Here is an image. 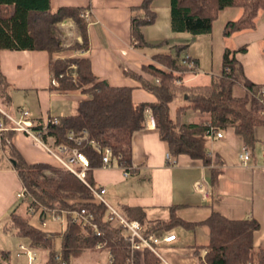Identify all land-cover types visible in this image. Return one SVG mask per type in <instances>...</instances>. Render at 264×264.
<instances>
[{
    "label": "trees",
    "instance_id": "obj_1",
    "mask_svg": "<svg viewBox=\"0 0 264 264\" xmlns=\"http://www.w3.org/2000/svg\"><path fill=\"white\" fill-rule=\"evenodd\" d=\"M151 1L141 0L138 6L130 8L132 48L150 46L143 41L139 27L151 24L154 19ZM227 7L238 8L240 16L235 21L225 22L223 36L253 28L258 10L264 11V0H168L169 29L172 33L190 36L207 35L218 12ZM87 9L88 6H61L52 10L50 0H0V50L47 52L49 88L59 92L78 90L86 96L77 101L73 114L59 117L56 124L49 122L43 138H52L57 146L75 147L76 144L67 139L68 132L72 131L75 136H85L86 140H82L77 147L88 158L91 168L100 166L103 147L110 148L112 156L118 157L121 164L130 165V138L144 127V109H148L159 138L166 143L172 156L184 154L200 160L204 166L208 165L210 157L205 136L208 126L217 130L232 127L245 149L252 146L253 129L264 126V84L252 83L242 75L241 66L233 57L235 50L222 51L219 69L205 85L174 83L181 80V74L187 71L178 64L181 46H173L172 53L150 56L153 62L166 70L152 64L142 66L139 73L122 70L124 76L137 81L155 98L151 104L132 105L131 89L111 86L106 80L96 77L87 57H53L54 53L64 50L60 46L61 35L57 24L65 19L72 20L81 38V43L76 42L68 49L84 52L89 49V21L83 17ZM242 50L239 48L238 51ZM72 72L75 78L71 76ZM53 80L56 86L51 84ZM233 85L242 89L241 96L231 94ZM7 87L0 73V103L5 109L10 100ZM176 94L181 96L185 105L176 108V117L171 120L167 105ZM188 109L205 114L206 119L197 124L180 123L179 114ZM1 147L14 160V170L28 196L26 200H18L10 210L9 222L3 230L27 239L30 248L41 251L44 260L40 264H72L87 251H104L107 264H163L146 249L140 251L139 258L130 253L122 229L105 220V205L76 176L55 163H27L12 147ZM45 171L51 175L44 174ZM85 180L90 186L94 185L89 170ZM177 207H167V218L154 221L143 233L159 236L162 231L174 226L190 229L203 225L207 229V240L205 244L196 246L192 253L196 264H264V245L254 247L251 243L252 232L257 229L254 220L229 219L210 211L203 220L188 222L176 215ZM80 209L92 214L98 234L91 226L82 227L72 220L70 212ZM47 212H66L62 214V230L46 231L30 222L31 217L37 214L42 224ZM122 214L139 224L145 221L141 208L125 206ZM96 244L102 245V249H96ZM0 264H11L9 251H0Z\"/></svg>",
    "mask_w": 264,
    "mask_h": 264
},
{
    "label": "crops",
    "instance_id": "obj_2",
    "mask_svg": "<svg viewBox=\"0 0 264 264\" xmlns=\"http://www.w3.org/2000/svg\"><path fill=\"white\" fill-rule=\"evenodd\" d=\"M140 2L141 0H50L52 10L61 6H88L89 49L81 56L89 59L91 71L99 79L106 80L111 86L129 87L132 105L151 104L155 102V98L142 89L137 81L124 76L122 70L139 73L140 68L148 64L165 69L150 59L152 54L167 53L155 51L160 48L172 50L173 46H181L179 56L186 54L195 63L193 71L181 74L178 82L183 86L208 84L210 77L219 69L224 49L235 50L233 57L239 62L242 75L247 80L264 84V11L258 10L253 28L223 36L225 22L235 21L240 16L238 8H224L212 22L210 33L199 35L206 37L198 38L200 40H188L185 38L187 36L171 40L160 35L148 37L146 25H143L139 27V31L143 41L150 46L132 48L129 33L132 15L130 8L138 6ZM72 27L75 26L71 19L57 24L62 37L60 46L64 50L54 53V58L72 55L73 50L68 49L71 43L67 39ZM74 29L75 43H81V38L76 28ZM159 43L162 45L157 46ZM194 44H200L198 47L207 46L211 57L214 55L218 58L216 70L202 73L198 53L190 50V46ZM239 48L243 50L238 51ZM47 62L48 54L45 51L0 50V73L8 86L10 100L6 110L10 114L16 116L19 110H26L31 118L38 121L59 118L73 114L77 101L86 97L78 90H51ZM231 94L237 97L243 91L238 85H233ZM183 105L185 103L181 96L176 94L167 105L171 120L176 117V108ZM205 119V114L190 109L184 110L178 116V121L185 124H197ZM144 124L142 129L131 135L130 170L126 176L116 166H99L89 170L94 185L105 189L106 202L120 213L125 206L141 208L145 215V221L140 224L143 231L154 221L165 220L167 207L171 205H177L176 215L188 222H199L210 211L218 212L229 219H252L257 223V229L251 235L252 246L264 245V126L253 129L254 141L246 149L248 159L245 163L239 158L245 149L241 138L234 133L232 127L219 129L221 138L206 141L210 162L204 166L200 160L191 159L184 154L171 155L173 161L166 162V143L159 138L156 129L148 125L147 116L144 117ZM9 137V146L27 163H55L44 149L25 135L10 132ZM20 190L22 185L14 170V160L0 146V222L3 218L6 219L3 226L9 222L8 214L18 201L16 194ZM204 192L207 194L203 195ZM46 223L41 225L46 227ZM3 226L0 225V230L9 233L3 230ZM189 230L193 231L194 236L192 239L188 238L189 240L180 238L171 229L160 233L174 235L173 242L159 248L164 264H196L192 253L196 246L205 244L207 229L203 225H195ZM18 246L30 249L37 260L39 252L30 248L28 241ZM98 252L90 253V264H104L107 256L104 257V251ZM14 255L15 259L10 260L11 264H26V256L20 248ZM135 255L139 258L140 252Z\"/></svg>",
    "mask_w": 264,
    "mask_h": 264
},
{
    "label": "built area",
    "instance_id": "obj_3",
    "mask_svg": "<svg viewBox=\"0 0 264 264\" xmlns=\"http://www.w3.org/2000/svg\"><path fill=\"white\" fill-rule=\"evenodd\" d=\"M84 19L86 21H89V12L86 11L83 15ZM84 53L82 50H76L72 53L71 56H81ZM178 64L184 66L187 71L191 72L194 70V62L193 60L186 54H182L178 57ZM71 76L75 78V73L72 72ZM154 82L157 83L158 79L155 78ZM175 84H178V81H174ZM52 85H57L56 81H51ZM18 114L16 116L10 114L4 106L0 103V146H9L11 144L9 133H21L25 135L27 138H29L33 143L40 146L42 149H44L53 159L56 165L61 167L62 169L70 172L74 176H76L80 181H82L93 196L103 203L106 207V214H105V220L108 221L111 225H117L119 226L123 231V237L124 240L127 242L130 253H136L140 252L144 249L150 251L153 255H155L163 264V260L160 257L159 254V246H162L163 244L168 245L171 242L174 241V235L173 234H167V235H159L156 236L154 234L148 233L144 234L143 230L138 223V221L133 219H126L122 213H120L118 210L114 209L112 206H110L106 200L104 199V193L105 189L101 188L99 186L92 185L90 186L86 180H85V174L86 171L91 169V165L89 163L88 158L85 156L83 152H81L77 145H80L82 140H86L85 136H75L74 133L68 132L67 139L69 141H73L76 146L70 147V146H64V145H54L53 139L50 137L43 138V135L45 134V127L48 125L49 122H52L54 124L59 122V118L52 117L43 121H38L33 118H31L30 114L26 110H19L17 112ZM144 114L147 116V123L150 127H154L152 117L149 113L148 109H144ZM205 136L207 139L211 140L214 138H221L222 134L220 131H218L216 128L212 126H208V128L205 131ZM90 144H94L93 141H89ZM102 156H101V162L100 167H111L116 166L123 172V176H126L128 174V171L130 170L129 165H124L119 162L118 157H113L111 154V150L108 147L101 148ZM262 157L264 161V153L262 152ZM239 158L241 159L242 163H245L248 159V153L246 149H243L241 154L239 155ZM164 159L166 162L171 163L172 156L169 153L164 154ZM200 187V185H198ZM207 193L204 192L203 195H206ZM17 200H26L28 199L27 194L25 193V190L22 189L16 194ZM30 213H32V209L29 210ZM66 212H62L61 214L57 213H50L47 212L45 214L49 215V218L53 222H59L61 223L63 220L62 214H65ZM72 214V220L78 224H80L82 227L84 226H91V228L94 230V232L97 233V226L95 223L92 222V214L88 212L86 209H80L79 211L70 212ZM44 218V219H45ZM43 225L45 224V221L43 220ZM98 234V233H97ZM20 250L24 252L26 256V264H33L35 262V257L31 253L30 250H27L23 246H19ZM95 248L100 250L102 249V245L96 244Z\"/></svg>",
    "mask_w": 264,
    "mask_h": 264
},
{
    "label": "rangeland",
    "instance_id": "obj_4",
    "mask_svg": "<svg viewBox=\"0 0 264 264\" xmlns=\"http://www.w3.org/2000/svg\"><path fill=\"white\" fill-rule=\"evenodd\" d=\"M150 8L154 12V19H153L151 24H148L145 27V31L148 34V37H153V35H160V37H163L164 39H168V40H171L172 38H180L181 36H183V37L187 36L185 38H187V39L191 38L192 40H196V39L200 40L198 38H206L205 36H190L186 33H182L183 35H178L177 33H172L170 31L169 25H168V0H152L150 3ZM74 28H76V26L72 27L69 30V33L70 32L71 33L69 36H67V39L69 40L71 45H73L75 43V40L73 37V34L75 33ZM76 32H78L77 28H76ZM60 39L62 41L61 36H60ZM188 40H190V39H188ZM199 45L200 44H198V46ZM198 46H196V44H194V45L190 46V50L198 53V56L200 58L199 59V66L202 69V73H210V72L214 71V69L216 70L218 68V58L214 57V55L211 57L207 46H200V47H198ZM74 51L75 50H73L72 53ZM152 51H154V50H152ZM155 51L172 53V50H167L165 48H160V49L155 50ZM185 73H188V72H184V73H182V75H184ZM44 174L51 175V173L48 171H45ZM5 220H6L5 218H3V220H1V222H0L1 227L4 225ZM44 221L47 222L46 227H44L40 224V222L38 221V215L37 214L33 215L30 219V222L32 224H34L35 226L40 227L41 229L46 230V231H51L54 229L60 230L61 226H62V229L64 227V220H62L61 224L59 222H53L49 218V215H46V218L44 219ZM171 232L179 235L180 238L185 239V240L186 239L189 240L188 238L192 239L194 237L192 230L185 229L181 226L172 227ZM200 235L201 234L198 232V236H200ZM195 236H196V232H195ZM26 241H27V239L18 238V237H15L14 235H11L10 233H4V232H2V230H0V249L7 250L10 252V260L15 259L14 252L19 250L18 245L20 243H22V244L26 243ZM160 247L161 246H159L158 248H160ZM37 252H39V253H37L38 254L37 260L33 264H40L44 260L43 253L41 251H37ZM97 253H99V252H96V254ZM102 253H104L103 255H104V257H106V253L105 252H102ZM136 253H138V252H136ZM90 258H91L90 252L87 251L82 256H80L79 258L73 260L72 264H90ZM104 264H107V258H104Z\"/></svg>",
    "mask_w": 264,
    "mask_h": 264
}]
</instances>
